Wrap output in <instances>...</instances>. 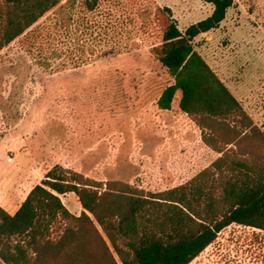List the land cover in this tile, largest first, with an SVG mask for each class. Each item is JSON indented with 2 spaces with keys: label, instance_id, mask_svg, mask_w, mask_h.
<instances>
[{
  "label": "rangeland",
  "instance_id": "374dc122",
  "mask_svg": "<svg viewBox=\"0 0 264 264\" xmlns=\"http://www.w3.org/2000/svg\"><path fill=\"white\" fill-rule=\"evenodd\" d=\"M88 1H63L0 51L1 204L14 195L19 204L56 165L104 184L120 180L160 192L222 155L204 141L211 132L177 102L161 116L157 101L174 80L152 50L163 33L159 8L170 7L185 30L210 16L213 6L204 0H98L90 10ZM194 45L264 129V0H235L220 26ZM228 122L242 130L237 119ZM217 132L224 147L232 130L223 125ZM208 147L216 158L198 164ZM62 200L81 214L75 193ZM190 264H264V230L232 224Z\"/></svg>",
  "mask_w": 264,
  "mask_h": 264
},
{
  "label": "trees",
  "instance_id": "16d2710c",
  "mask_svg": "<svg viewBox=\"0 0 264 264\" xmlns=\"http://www.w3.org/2000/svg\"><path fill=\"white\" fill-rule=\"evenodd\" d=\"M63 1L0 0V51ZM97 1H88V8L94 10ZM204 1L212 14L185 30L170 7L158 9L163 33L152 50L174 82L157 104L171 110L180 92V110L211 132L204 141L221 157L160 192L120 180L104 184L56 165L14 215L0 204V264H190L232 224L264 230V129L194 45L220 26L235 0ZM67 26L63 18L61 28ZM230 118L242 130L229 125ZM223 125L232 138L221 147L217 130ZM68 193L78 196L80 215L64 204L61 195Z\"/></svg>",
  "mask_w": 264,
  "mask_h": 264
},
{
  "label": "crops",
  "instance_id": "0c3cea01",
  "mask_svg": "<svg viewBox=\"0 0 264 264\" xmlns=\"http://www.w3.org/2000/svg\"><path fill=\"white\" fill-rule=\"evenodd\" d=\"M179 96H178V101L176 100L175 102H177V104H178V107H179V101H180V99H181V93L179 92V94H178ZM158 102V101H157ZM158 105V104H157ZM158 108H159V106H158ZM159 111L160 112H162L161 113V116L163 115V114H165L166 112H169V111H171V110H163V109H161V108H159ZM180 115V117H181V119H184V116L183 115H181V114H179ZM185 121H186V119H184ZM189 123V122H188ZM190 127H189V129L190 130H192L193 129V124H191V125H189ZM189 137H191L190 136V133H189V135H188ZM214 153L215 154H217L216 152H214L213 150H211L209 147H208V149H207V151H206V154H202V155H200V156H198L199 157V159H198V161H196L198 164L199 163H202V159L204 158V157H211L212 158V155L215 157V155H214ZM213 157V158H214ZM201 158V159H200ZM216 158V157H215ZM208 166V165H207ZM193 176H195V175H193ZM187 182V181H186ZM185 182V183H186ZM181 184H183V183H181ZM32 189V188H31ZM30 191L31 190H29L27 193H26V195L24 196V197H22V200L20 201V203L18 204L17 202H16V200H15V198H16V196L14 195L10 200L9 199H7V198H5V199H3L5 202H4V204H1V206L8 212V213H10V214H12V215H14L18 210H19V208H20V206H21V204L23 203V201L26 199V197L28 196V194L30 193ZM69 194V193H68ZM67 195V194H66ZM64 195H61V198L63 197Z\"/></svg>",
  "mask_w": 264,
  "mask_h": 264
},
{
  "label": "built area",
  "instance_id": "2783aa9c",
  "mask_svg": "<svg viewBox=\"0 0 264 264\" xmlns=\"http://www.w3.org/2000/svg\"><path fill=\"white\" fill-rule=\"evenodd\" d=\"M9 161H13V158H9Z\"/></svg>",
  "mask_w": 264,
  "mask_h": 264
}]
</instances>
